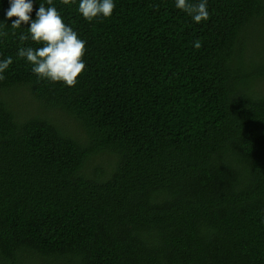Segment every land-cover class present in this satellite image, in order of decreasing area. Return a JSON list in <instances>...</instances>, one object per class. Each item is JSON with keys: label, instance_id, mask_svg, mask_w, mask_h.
<instances>
[{"label": "trees", "instance_id": "16d2710c", "mask_svg": "<svg viewBox=\"0 0 264 264\" xmlns=\"http://www.w3.org/2000/svg\"><path fill=\"white\" fill-rule=\"evenodd\" d=\"M78 3L52 5L86 41L68 87L18 57L42 45L0 0V264H264V0H208L199 24L175 0L93 22Z\"/></svg>", "mask_w": 264, "mask_h": 264}, {"label": "clouds", "instance_id": "9594fccd", "mask_svg": "<svg viewBox=\"0 0 264 264\" xmlns=\"http://www.w3.org/2000/svg\"><path fill=\"white\" fill-rule=\"evenodd\" d=\"M61 3L71 6L77 0H61ZM9 4L6 19L12 20L11 28L15 30L22 25H30L27 27L28 35L20 34L19 40L27 41L31 38L33 42L42 45L35 49L30 46L21 47L18 57L26 59L32 65L31 71L39 80L75 87L86 68V41L80 39L78 33L65 24L57 8L52 6L53 0H47L49 7L40 4L35 12V19L30 15L34 11L33 0H9ZM207 4L208 0H175V7L187 13L198 24L210 18ZM114 8V0H79L78 3V12L89 22L110 18ZM4 25L7 24L0 21V27ZM8 34L0 31V37H7ZM11 34L15 36L16 32ZM201 46L199 40L194 42L196 49ZM12 63L11 57L0 60V81L6 79L4 73Z\"/></svg>", "mask_w": 264, "mask_h": 264}, {"label": "rangeland", "instance_id": "374dc122", "mask_svg": "<svg viewBox=\"0 0 264 264\" xmlns=\"http://www.w3.org/2000/svg\"><path fill=\"white\" fill-rule=\"evenodd\" d=\"M259 88L264 93V82L261 83ZM20 94H22V95H20ZM20 94L17 95L18 103L16 104L15 109L21 114V116L25 117L27 115H34V114H38V113L42 112L37 103H35L34 101H32L30 99L25 98L26 95L29 97L28 92L23 91ZM61 118L67 123V125L72 127L71 128L72 130L70 129L71 131L76 132L74 121L72 119H70V117L62 114Z\"/></svg>", "mask_w": 264, "mask_h": 264}]
</instances>
